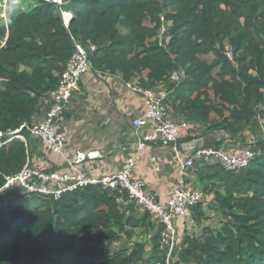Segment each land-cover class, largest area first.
I'll return each instance as SVG.
<instances>
[{"label": "trees", "instance_id": "16d2710c", "mask_svg": "<svg viewBox=\"0 0 264 264\" xmlns=\"http://www.w3.org/2000/svg\"><path fill=\"white\" fill-rule=\"evenodd\" d=\"M57 1L24 2L0 24V264H264V0ZM75 45L92 72L162 87L173 116L201 137L218 131L254 152L236 171L195 164L219 228L184 231L168 257L162 225L125 192L87 185L55 198L4 188L29 164V130L51 106ZM188 216L201 223V202Z\"/></svg>", "mask_w": 264, "mask_h": 264}, {"label": "built area", "instance_id": "2783aa9c", "mask_svg": "<svg viewBox=\"0 0 264 264\" xmlns=\"http://www.w3.org/2000/svg\"><path fill=\"white\" fill-rule=\"evenodd\" d=\"M61 18L63 25L67 27L70 14L61 12ZM230 55L231 53L227 51V57ZM90 68L86 51L80 45H75V51L67 62L57 87L48 96L51 106L43 119L29 130L31 137L39 140L46 152L63 157L65 169L45 172L27 164L17 175L6 178L4 188L19 186L27 193L53 195L55 198L64 192L87 185H100L116 189L119 193L125 192L131 201L162 225L160 237L162 243L168 247L169 257L176 241L173 220L185 217L191 207L201 202V192L193 187H179L172 191L168 201L162 205L153 193L146 190L142 180L132 176L134 158H128L120 172L100 178L90 177L80 169V166L88 160L99 157V153L76 151L69 156L66 153L68 143L64 134L55 129L56 121L66 109L73 92L77 90ZM183 76V72L173 73L171 81L178 83ZM126 87L143 97V112L130 123L134 137L133 148L139 152L149 144H158L175 152L180 135L191 126L183 120L172 121L168 118L171 111L169 92L162 87L154 90L142 89L131 83H126ZM19 131L16 130L12 135ZM17 137L24 141L22 136ZM254 156L250 148L240 153H228L212 147L199 146L193 149L183 166L192 167L194 163L204 159L217 162L225 171H236L247 167Z\"/></svg>", "mask_w": 264, "mask_h": 264}, {"label": "crops", "instance_id": "0c3cea01", "mask_svg": "<svg viewBox=\"0 0 264 264\" xmlns=\"http://www.w3.org/2000/svg\"><path fill=\"white\" fill-rule=\"evenodd\" d=\"M131 84L135 85L136 81ZM143 109L142 95L127 88L119 76L102 75L89 70L73 92L64 115L56 121L55 129L64 134L69 156L76 151L99 153V157L80 166L90 177L100 178L120 172L126 160L134 158L132 176L142 180L146 190L164 205L174 189L192 188L193 185L195 188L198 185L195 164L199 161L192 167H185L183 163L191 156L193 149L203 146L207 135L201 137L197 127H190L180 135L175 152L158 144H149L138 152L133 148L130 123L142 114ZM168 118L172 121L181 120L174 117L172 111ZM208 136L217 141V145L221 142L220 151L242 152L240 142L229 140L225 133L217 131ZM31 141L34 149L29 158L30 166L45 172L65 169L62 156L46 152L42 143L35 138L31 137ZM183 218L175 219L173 225L176 234L184 232L185 226L180 225ZM151 220L158 223L153 217ZM136 240H142V237Z\"/></svg>", "mask_w": 264, "mask_h": 264}, {"label": "rangeland", "instance_id": "374dc122", "mask_svg": "<svg viewBox=\"0 0 264 264\" xmlns=\"http://www.w3.org/2000/svg\"><path fill=\"white\" fill-rule=\"evenodd\" d=\"M30 0H0V24H5L7 22V17L9 13L18 7H23L24 8V2L29 3ZM60 4V2H57ZM246 142L251 141V137L247 134L245 136ZM244 138V139H245ZM243 147L241 150L243 151L244 149L248 148L246 143H243L241 146ZM196 185V184H195ZM198 185L194 189H197L201 192L202 194V201L201 204L203 205V210H204V218L201 221L200 224L196 225L195 223H192L191 217H185L183 218L182 222L180 225L185 226L183 228V231H188L189 233L197 232L199 227L201 226H208L211 228H219L222 219L220 218L217 210L212 207V199L211 196H204L200 188L198 189ZM175 222V219L173 220V224ZM176 233V232H175ZM179 237L182 235V233L176 234ZM125 242V239H122L119 245H122V243Z\"/></svg>", "mask_w": 264, "mask_h": 264}, {"label": "water", "instance_id": "95a60500", "mask_svg": "<svg viewBox=\"0 0 264 264\" xmlns=\"http://www.w3.org/2000/svg\"><path fill=\"white\" fill-rule=\"evenodd\" d=\"M205 139L208 140L214 146L217 145V141L213 140L210 136L207 135Z\"/></svg>", "mask_w": 264, "mask_h": 264}]
</instances>
